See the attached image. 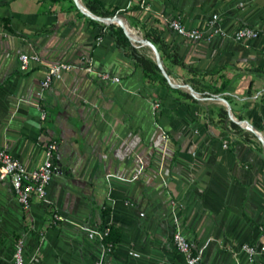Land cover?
<instances>
[{
  "label": "crops",
  "instance_id": "1",
  "mask_svg": "<svg viewBox=\"0 0 264 264\" xmlns=\"http://www.w3.org/2000/svg\"><path fill=\"white\" fill-rule=\"evenodd\" d=\"M90 1L141 35L135 43L121 29L156 73L145 74L130 47L116 44L117 28ZM128 2L0 0L10 29L0 25V147L34 169L55 142L59 170L47 189L51 205L33 198L29 210L0 181V264H9L21 235L26 259L39 257L31 264H186L172 244L171 202L200 264H238L242 244L264 240V81L254 71L264 66V0H145L147 11ZM213 15L223 32L250 27L258 38L195 43L164 23L204 29ZM31 52L48 64L90 58L120 83L74 70L39 97L44 69L18 65ZM109 227L120 241L101 256L97 234ZM253 264H264V253Z\"/></svg>",
  "mask_w": 264,
  "mask_h": 264
},
{
  "label": "built area",
  "instance_id": "2",
  "mask_svg": "<svg viewBox=\"0 0 264 264\" xmlns=\"http://www.w3.org/2000/svg\"><path fill=\"white\" fill-rule=\"evenodd\" d=\"M137 6L139 9L148 10L145 0H129L127 7ZM116 19L121 17L118 13L113 16ZM122 19V18H121ZM164 23L169 30L177 36L189 41L199 43L202 41H210L216 36L229 37L234 42L241 43L258 38V32L250 27H242L237 29L232 35L223 32L218 26V16L213 15L207 22L204 29L187 28L183 25L179 18H165ZM125 25V24H124ZM126 27V26H125ZM136 32V31H135ZM137 33V32H136ZM36 65L44 69L43 78L40 81L39 97H42L44 91L48 90L53 80H60L63 74L79 70L93 75L101 81H107L115 84L120 83V79L112 77L108 73L99 72L90 58L84 59L83 63H45L41 57L35 53H20L18 56V65L21 72H27L31 65ZM160 108L159 102H153L152 110L156 113ZM45 118V114H41V120ZM241 127L247 129V126L240 124ZM166 139V135L163 136ZM227 147V143H223V148ZM57 150L55 142H51L46 146L45 160L37 168L29 169L23 163L13 158L6 149L0 147V181H8L16 201L23 210H29L33 198L38 199L44 205L50 206L51 201L48 196V186L52 179L59 174L58 168L53 164V157ZM175 203L171 202V215L173 218L174 230L172 233V244L176 252L184 258L186 264H200L201 256L193 251L187 238L182 233V226L178 221L175 213ZM62 218L54 214L53 221H61ZM108 234V229L98 233V239L101 242V256L111 254L114 244L104 243V237ZM90 239L94 237L93 233L88 235ZM23 241L19 240L13 255L14 264H29L24 259ZM264 253V240L261 245L253 246L242 244L238 255H243L244 260L238 261V264H253L257 255ZM133 258H139V254L135 251L129 252ZM34 260V259H33ZM37 261V260H35ZM98 264H101L100 262Z\"/></svg>",
  "mask_w": 264,
  "mask_h": 264
},
{
  "label": "trees",
  "instance_id": "3",
  "mask_svg": "<svg viewBox=\"0 0 264 264\" xmlns=\"http://www.w3.org/2000/svg\"><path fill=\"white\" fill-rule=\"evenodd\" d=\"M88 9L96 16L98 17H103V18H110L114 16V12H107L103 9L101 4L97 1H90L87 3ZM9 20L8 19H0V25L3 26L4 29L10 30L8 27ZM114 26L109 25L108 28L113 29ZM114 34V39L115 42L118 46H129L131 49V53L133 56V59L135 60L136 65L145 73V74H154L158 70L157 65L149 58H147L145 55L138 53L131 45L129 44L128 40L125 38L123 31L121 29H118L113 32ZM255 73L257 76L264 81V66L257 67L254 69ZM221 91L226 90V85L222 84L220 87ZM251 87L249 89V93L251 91ZM219 117H224L226 116V112L221 110L219 112ZM230 122V127L231 129L236 130L237 125L233 121ZM108 229V234L104 237L103 242L104 243H112V244H117L120 241V232L113 228L109 227ZM183 233V232H182ZM185 236V235H184ZM186 237V236H185ZM187 238V237H186ZM188 240V238H187ZM189 241V240H188ZM190 243V241H189ZM191 245V243H190ZM194 251V250H193Z\"/></svg>",
  "mask_w": 264,
  "mask_h": 264
},
{
  "label": "rangeland",
  "instance_id": "4",
  "mask_svg": "<svg viewBox=\"0 0 264 264\" xmlns=\"http://www.w3.org/2000/svg\"><path fill=\"white\" fill-rule=\"evenodd\" d=\"M110 18H113V17H110ZM112 25L115 26L118 29H122L121 27H119L116 24H112ZM139 36H140L141 42H142V37H141V35H139ZM40 238L42 239L43 237H40ZM19 240L23 241V243H24V246H23V255H24V259L26 260V262H28L29 264L39 262V257L37 256V253H34V255H32L30 257V261L26 259V255H25L26 254V250H25V237L21 235V236L15 238L14 241H13L12 250H11V254H10V262H9V264H14V262H13V255H14V252H15V249H16V245H17V243H18ZM35 260H37V261H35Z\"/></svg>",
  "mask_w": 264,
  "mask_h": 264
},
{
  "label": "water",
  "instance_id": "5",
  "mask_svg": "<svg viewBox=\"0 0 264 264\" xmlns=\"http://www.w3.org/2000/svg\"><path fill=\"white\" fill-rule=\"evenodd\" d=\"M99 20L102 21L104 24H107V25H111V24L118 25L119 27H121L124 30V32L127 35V37L130 38V36L128 35V33H127L126 29H125V26H123L122 24H117L115 22L116 21V18L113 17V18H105V19H99ZM132 41H134L135 43L136 42H141V41H136V40H132Z\"/></svg>",
  "mask_w": 264,
  "mask_h": 264
},
{
  "label": "bare ground",
  "instance_id": "6",
  "mask_svg": "<svg viewBox=\"0 0 264 264\" xmlns=\"http://www.w3.org/2000/svg\"><path fill=\"white\" fill-rule=\"evenodd\" d=\"M117 24H122L123 26H125L124 25V21L121 19V18H119V19H116V21H115ZM125 29H126V31L128 32V30H127V27H125ZM130 33V35L132 36V38L134 39V40H136V41H139L141 38H140V36L135 32V31H130V32H128V34Z\"/></svg>",
  "mask_w": 264,
  "mask_h": 264
}]
</instances>
